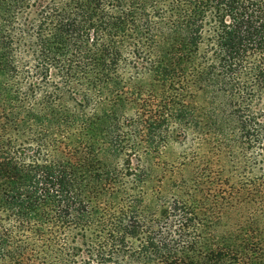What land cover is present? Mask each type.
I'll return each instance as SVG.
<instances>
[{"label": "trees", "instance_id": "1", "mask_svg": "<svg viewBox=\"0 0 264 264\" xmlns=\"http://www.w3.org/2000/svg\"><path fill=\"white\" fill-rule=\"evenodd\" d=\"M64 1L73 66L26 106L0 84V264H264V0ZM170 123L197 147L160 179Z\"/></svg>", "mask_w": 264, "mask_h": 264}, {"label": "rangeland", "instance_id": "2", "mask_svg": "<svg viewBox=\"0 0 264 264\" xmlns=\"http://www.w3.org/2000/svg\"><path fill=\"white\" fill-rule=\"evenodd\" d=\"M65 3L62 0H0V84L2 88L13 92L12 97L17 105L28 104L30 94L26 86L30 81L33 85L46 83L48 90L52 88L53 83L59 81L55 61L73 66L74 57L70 56V59L66 60L75 43L73 32H71L72 27L65 26L63 32L60 31V15L63 14L65 19L73 18L69 14L70 6H64ZM116 46L121 53V60L118 63L119 81L121 87L127 90L123 94L125 97L133 98L140 92L142 96L147 97L148 92H144L146 85L153 82L151 75L144 74L149 67L148 62L141 53L133 57L127 42L116 44ZM34 51H36L35 54H33ZM48 60L52 62L49 63ZM46 65L50 67V70L41 80L40 73ZM139 87L144 89L136 92ZM173 93L171 88L165 91V95H169L170 98ZM103 109L109 108L104 106ZM130 109L132 108H129V102L126 101L125 105L120 106L115 112L116 118L120 119L129 115ZM109 120L114 121L113 117ZM171 123L162 132V136H166L164 138L166 144L161 146L156 154L155 162L160 166L159 178L161 173L168 175L171 174V170L177 168L190 146L197 147L196 142L193 143L192 139H184L179 128ZM130 129H135L134 125ZM123 132L127 137L126 134L129 131L126 126ZM107 158L111 159L108 154ZM134 164L133 159L131 165ZM152 183L151 185L155 186L162 185V182L157 179Z\"/></svg>", "mask_w": 264, "mask_h": 264}]
</instances>
